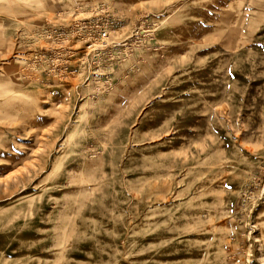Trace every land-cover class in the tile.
Returning a JSON list of instances; mask_svg holds the SVG:
<instances>
[{
	"label": "rangeland",
	"instance_id": "1",
	"mask_svg": "<svg viewBox=\"0 0 264 264\" xmlns=\"http://www.w3.org/2000/svg\"><path fill=\"white\" fill-rule=\"evenodd\" d=\"M0 264H264V0H0Z\"/></svg>",
	"mask_w": 264,
	"mask_h": 264
},
{
	"label": "built area",
	"instance_id": "2",
	"mask_svg": "<svg viewBox=\"0 0 264 264\" xmlns=\"http://www.w3.org/2000/svg\"><path fill=\"white\" fill-rule=\"evenodd\" d=\"M103 35L106 36V35H105V32H103Z\"/></svg>",
	"mask_w": 264,
	"mask_h": 264
}]
</instances>
